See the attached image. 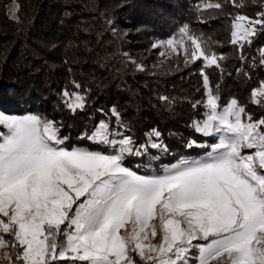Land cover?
<instances>
[{"label": "snow or ice", "instance_id": "obj_1", "mask_svg": "<svg viewBox=\"0 0 264 264\" xmlns=\"http://www.w3.org/2000/svg\"><path fill=\"white\" fill-rule=\"evenodd\" d=\"M231 27V43L242 49L264 31V13L237 14ZM180 32L194 46L185 49L186 63L221 67L223 57L186 25ZM174 40L162 43L176 51L184 41L173 47ZM202 76L205 96L193 107L206 111L192 127L216 142L204 159L180 161L163 175L127 166V157L167 146L157 129L138 145L115 106V128L101 120L82 134L97 148L66 145L54 120L0 114V249H17L4 254L9 264H264V118L252 120L235 98L222 104L218 86ZM62 95L72 112L84 109L81 93ZM250 95L264 107V82Z\"/></svg>", "mask_w": 264, "mask_h": 264}, {"label": "trees", "instance_id": "obj_2", "mask_svg": "<svg viewBox=\"0 0 264 264\" xmlns=\"http://www.w3.org/2000/svg\"><path fill=\"white\" fill-rule=\"evenodd\" d=\"M198 1L0 0V104L12 105L16 115L51 119L56 114L54 121L65 120L61 125L66 143L88 148L98 146L82 134L91 133L101 120L111 121L115 128L110 114L115 106L129 130L125 134L138 145L145 143L150 130L162 133L167 151L149 148L142 157H130L140 166L170 163L190 152L191 141H200L192 124L206 111L193 107L205 96L202 73L214 89L218 86L222 104L235 98L252 120L264 118V107L253 103L250 95L264 82V31L242 49L231 43L232 17L259 18L264 0H228L214 16L195 10ZM111 16L117 20L125 16V24L148 27L162 39L189 25L206 50L223 57L221 67H206L196 60L154 75L136 73L109 36ZM65 89L85 97L83 110L69 109L62 95ZM165 96L167 102L161 99Z\"/></svg>", "mask_w": 264, "mask_h": 264}, {"label": "rangeland", "instance_id": "obj_3", "mask_svg": "<svg viewBox=\"0 0 264 264\" xmlns=\"http://www.w3.org/2000/svg\"><path fill=\"white\" fill-rule=\"evenodd\" d=\"M228 0H199L195 5V10L205 14L206 16H211L219 13L223 7L227 5ZM209 3H220L222 7L220 9L215 8H206L205 5ZM108 21V31L109 36L111 37L112 41L118 42L120 45L119 47L122 48V57L124 60L130 64L131 68L135 70L136 73H140L141 75H154L155 72H159L162 70H166L168 68H180V66L190 65V63L185 62V49H188L190 52L192 47L191 42L187 40L186 37L182 36L180 29L183 27L181 26L177 30H175L174 34L166 39L158 38L152 32H150L148 27L139 26L135 28V24H125L124 20L126 19L125 16H121L119 20L111 16ZM185 26V25H184ZM190 32L189 25H186ZM232 31V28H231ZM222 32V31H221ZM223 33V32H222ZM170 38H175L173 47H176L178 41L183 40L184 43L182 46L177 47L176 51H173L172 48L166 47L162 42H166ZM126 42H130L126 44ZM219 47L224 49V44H219ZM164 55H161V53ZM143 66V70H139V66ZM15 105V104H14ZM12 105L5 106L2 103L0 104V114H8V115H16L18 113L12 112ZM58 109V107L56 106ZM26 115V114H25ZM41 116V115H40ZM43 118L54 120L58 116H53L51 119L48 116H41ZM53 118V119H52ZM65 120H62V122ZM62 122H58L57 124L61 128L62 133ZM216 142V138L214 137H205L200 134V141H197V144L201 146H193L190 147V152L184 156H181L177 159H174L170 163H163L160 162L158 165L149 164L146 166H140V164L135 163L134 160L130 157L126 158L125 163L127 166L136 170L139 174L142 175H163L170 167L175 166L177 163L183 160L188 161H195V160H202L206 157L207 153L209 152L208 145L213 144ZM66 145H68L66 143ZM73 147H79L73 146ZM247 151V150H246ZM147 169H144V168ZM5 240H11V237L8 234H3ZM160 241V236L158 235L154 243H158ZM201 243H204L201 241ZM17 249L12 247H6L0 249V264H9L8 259L4 258V254L7 253L15 257ZM139 259V257H137ZM194 259V257H193ZM67 262H60V264H65ZM70 264V262H68ZM143 264V262H141ZM211 264H216L215 261L211 262Z\"/></svg>", "mask_w": 264, "mask_h": 264}]
</instances>
